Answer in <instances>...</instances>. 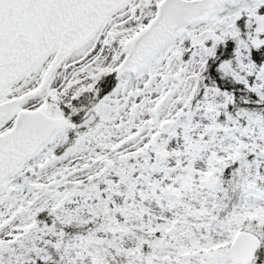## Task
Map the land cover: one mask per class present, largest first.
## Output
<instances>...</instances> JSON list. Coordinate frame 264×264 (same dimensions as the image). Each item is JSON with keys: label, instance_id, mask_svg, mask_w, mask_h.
<instances>
[{"label": "snow or ice", "instance_id": "1", "mask_svg": "<svg viewBox=\"0 0 264 264\" xmlns=\"http://www.w3.org/2000/svg\"><path fill=\"white\" fill-rule=\"evenodd\" d=\"M0 264H264V0H0Z\"/></svg>", "mask_w": 264, "mask_h": 264}]
</instances>
